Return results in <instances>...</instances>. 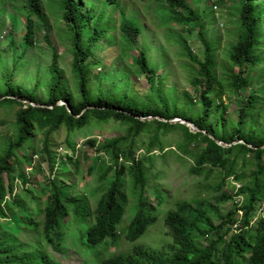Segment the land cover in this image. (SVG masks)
Returning <instances> with one entry per match:
<instances>
[{
	"label": "trees",
	"instance_id": "16d2710c",
	"mask_svg": "<svg viewBox=\"0 0 264 264\" xmlns=\"http://www.w3.org/2000/svg\"><path fill=\"white\" fill-rule=\"evenodd\" d=\"M95 1L104 7L98 13ZM199 1L53 0L47 6L64 22L72 75L69 81L63 79L59 55L45 33L52 54L41 100L35 88L14 82L12 72L0 76V117H7L0 118V126L9 122L11 128L0 155V264H264V128L258 126L264 119V0H231L236 33L219 64V40L208 34L214 22L208 14L211 7L192 6ZM140 2L145 5L137 8ZM145 13L154 14L161 25L175 23L187 33H197L202 46L199 60L184 40L177 41L180 57L189 62L191 88L181 92L179 103L163 100L165 73L157 76L156 87L150 85L148 96L157 105L90 90V82L99 79L94 70L101 63L94 48L102 42L114 47L120 58L134 52L135 76L156 75L140 25ZM6 14L9 34L23 31L22 59L35 46V24L45 28L43 2L0 0V16ZM5 47L15 50L14 39ZM231 98L240 101L233 111ZM148 117L165 122L145 120ZM174 119L200 131L171 123ZM107 124L123 129V136L86 139L82 146L94 156L87 151L76 156V135L87 137ZM60 132L65 134L62 141ZM168 134L178 135L174 151L181 155L164 152L163 137ZM141 135L149 138L141 140ZM153 150L160 157L153 156ZM168 155L180 163L189 161L184 170L191 177L206 182L217 174L210 189L215 194L226 191L216 201H232L233 207L221 213L205 200H172L162 183L165 177L153 166ZM83 160H91L86 169ZM42 164L48 173L34 189L26 169L35 166L44 174ZM230 178L239 184L235 193L228 191L233 188ZM159 218L170 243L160 250L137 244ZM121 240L129 250L107 255ZM67 244L79 263L63 260Z\"/></svg>",
	"mask_w": 264,
	"mask_h": 264
},
{
	"label": "rangeland",
	"instance_id": "374dc122",
	"mask_svg": "<svg viewBox=\"0 0 264 264\" xmlns=\"http://www.w3.org/2000/svg\"><path fill=\"white\" fill-rule=\"evenodd\" d=\"M52 1L53 0H42L46 21L45 28L42 24H35V46L27 49L22 59L19 57L21 53L19 46L23 31H16L9 34L8 14L0 16V76L2 73L12 72L14 82L23 85L28 89L35 88L37 96L40 100L44 97L46 89L45 83L48 80V65L52 54V50H50L46 41L43 39L45 33L47 34L51 45L56 49L59 55L58 67L62 71L63 79L65 81H69L72 75V55L68 50L69 42L66 39L67 37H65L64 22L58 19L55 15L51 14L47 8ZM95 4L96 9L94 11L96 13L104 8L100 5V2L95 1ZM144 5L145 2L137 3V8H142ZM206 5L211 7L208 14L209 17L214 19L212 28L208 34L213 37L215 36L219 40V49L216 57V63L219 64L223 62V52L226 44L234 40L236 33L234 1L201 0L196 3H192V6L197 7L200 10L205 9ZM104 11L109 14L111 7L105 8ZM113 17H117L116 12L113 14ZM140 25L144 30V39L145 41L147 40L146 45L148 50L146 51V57L149 65L156 67V75L149 74L148 78L135 76L134 72L136 68L134 66V61L136 57L134 52H128L126 58H120L119 52L114 47L105 45L102 42L95 45L94 48L95 58L101 61V63H98L99 65L94 70L95 74H98L99 79L92 80L90 82V90L107 93L115 97L125 96L133 100L135 103L140 101H153L157 105V102L154 101V99H150L148 96L150 93V85L154 84L156 87L157 82L159 81L158 77L165 73L167 74V77L162 83L163 100L168 103L175 100L179 103L178 101L181 92H190L191 88L187 85V79L189 77V62L180 57L179 45L177 44V41L180 38L184 40L187 46L191 49L192 54L196 56L197 59L202 60L203 51L202 46L196 38L197 33H187L186 30L182 29V27L176 25L175 23L161 25L154 14L143 15ZM115 33L116 31L112 32L114 35ZM171 33L173 35H171ZM11 38L14 39L16 47L13 51L10 50V47H5ZM159 48L161 51H158ZM116 56L119 57V61L115 59ZM162 63H166V66L160 67ZM103 64L106 66L105 68ZM217 70H219V66L217 67ZM68 85L71 86L70 82H68ZM171 89H174V92L170 93L169 90ZM222 100L225 104L227 103L226 96L223 97ZM61 104L64 103L60 101L59 105ZM239 106L240 101L238 99L231 98V105L229 107L230 111L236 110ZM0 118L5 120L7 119V117H4L3 115H1ZM175 120L178 119H174L173 121ZM261 122L262 123L258 124V126L264 128V119L261 120ZM6 123L7 124L0 126V155L5 142L11 138V128L9 126V122ZM114 129V125L107 124L94 129L92 134L86 135L87 137H84V135H76L73 139L76 156H81L84 151H87V155L91 157L94 156L93 150L82 146L86 139L93 137L96 138L97 141H101L123 136V129L121 131L122 133L117 131L118 129ZM64 137L65 134L60 132L58 138L62 141ZM140 138H142L141 140L146 141L149 137L147 135H141ZM163 139H166V143H164V147H166L164 152L167 150L175 152V141L179 139L178 135L168 134L164 136ZM145 143L147 144V142ZM138 145H140V143H137V146ZM57 152L60 156L64 155V152L61 151L59 147ZM151 153L155 157H160L157 150H153ZM175 154L178 156L181 155L178 151H176ZM172 158L175 157L168 155L165 158L166 161L159 159L153 163L154 168L158 169L162 176L165 177V180H163L162 183L165 186V190L170 193V198L172 200H205L212 206H216L221 213H225L233 207L232 201H216L217 199H220L226 191H221L215 194L213 190L210 189V187L218 180L217 174L205 182L202 180L203 177H191L189 176L188 171L184 170V167H188L187 162L189 161L180 163ZM90 162L91 160L84 161L82 164L83 168L86 169L90 165ZM42 169L44 174L37 172L35 166L26 169V174L32 178L31 186L34 189L41 185L43 176L48 173L45 168V164H42ZM245 172L248 173L249 171L246 169ZM14 184L17 185L14 192H18L19 187L16 179L14 180ZM228 185L229 187L233 186V188L228 189L229 192L232 191L235 193L239 188V184L233 182L231 178L228 180ZM28 186L30 187V185H27V187ZM240 199L241 198H234L236 202L241 201ZM207 212L215 218L210 209H207ZM162 220L163 218H159L157 223L149 230L148 234L143 239H140L137 244L154 250H160L162 247L170 243V237L166 235V229L163 225L161 226ZM5 223L7 222L1 221V224ZM64 249H68V251L63 250V260L65 262L79 263V256L75 255L76 259L70 253L71 251H74V249H72L69 244H67ZM128 250L129 245H127L125 241L121 240L117 246H110L109 251L106 254L109 255L112 251L123 252Z\"/></svg>",
	"mask_w": 264,
	"mask_h": 264
},
{
	"label": "water",
	"instance_id": "95a60500",
	"mask_svg": "<svg viewBox=\"0 0 264 264\" xmlns=\"http://www.w3.org/2000/svg\"><path fill=\"white\" fill-rule=\"evenodd\" d=\"M23 102H24V101H23ZM65 105H66L67 111L70 112L69 108L67 107V103H65ZM152 119H158V120H160V121L165 122L164 119L159 118V117H148V118H146L145 120H152ZM171 123L185 124V125L190 129L191 132H198V131H200V130L194 128V127H193L190 123H188L187 121H183V120H180V119L175 120V121H171ZM202 132H203V131H202ZM219 144L222 145V146H224V147H227L226 144H222V143H219ZM262 147H264V146H262Z\"/></svg>",
	"mask_w": 264,
	"mask_h": 264
}]
</instances>
